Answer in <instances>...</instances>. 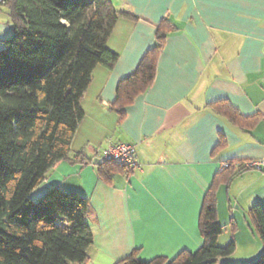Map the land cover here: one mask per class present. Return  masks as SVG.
Segmentation results:
<instances>
[{"label": "crops", "instance_id": "1", "mask_svg": "<svg viewBox=\"0 0 264 264\" xmlns=\"http://www.w3.org/2000/svg\"><path fill=\"white\" fill-rule=\"evenodd\" d=\"M111 1L125 11L107 41L118 60L94 68L69 157L56 161L32 190L41 188V195L59 186L89 198L94 240L88 259L73 264H115L134 249L144 260L197 250L203 244L199 214L213 176L229 161L264 156V0ZM162 22L167 37L154 82L120 119L111 107L118 83L136 70ZM224 98L258 118L245 127L232 123L209 105ZM221 136L225 145L214 151ZM120 141L135 144L140 166L127 171L106 163L101 175L102 150ZM216 193L225 225L218 243L233 239L234 254L249 251L237 261L254 260L263 242L248 209L264 204V171L245 170Z\"/></svg>", "mask_w": 264, "mask_h": 264}, {"label": "trees", "instance_id": "2", "mask_svg": "<svg viewBox=\"0 0 264 264\" xmlns=\"http://www.w3.org/2000/svg\"><path fill=\"white\" fill-rule=\"evenodd\" d=\"M4 6L12 35L3 39L5 46L0 48V264L83 263L94 240L89 198L59 186L49 187L38 199L31 192L56 161L69 157L94 68L112 67L118 60L107 41L125 11L116 9L111 0H8ZM164 23L136 70L118 83L111 107L120 119L124 107L154 82L167 37ZM209 105L242 127L259 116L243 115L227 98ZM224 145L221 136L214 151ZM244 161H229L213 176L199 214L203 244L197 250L144 260L134 249L115 264H217L233 254V239L218 243L225 225L218 218L216 192L219 184H229L250 169ZM106 163L131 171L113 160H102L101 175ZM248 214L263 242L262 253L249 262L220 264H264V204H252Z\"/></svg>", "mask_w": 264, "mask_h": 264}, {"label": "built area", "instance_id": "3", "mask_svg": "<svg viewBox=\"0 0 264 264\" xmlns=\"http://www.w3.org/2000/svg\"><path fill=\"white\" fill-rule=\"evenodd\" d=\"M7 1L8 0H0V5H5ZM100 157L102 160H113L131 170L140 166L137 159L136 146L130 142L120 141L109 144L102 150ZM225 165H227V163ZM243 165L250 169L264 171V156L246 159Z\"/></svg>", "mask_w": 264, "mask_h": 264}, {"label": "rangeland", "instance_id": "4", "mask_svg": "<svg viewBox=\"0 0 264 264\" xmlns=\"http://www.w3.org/2000/svg\"><path fill=\"white\" fill-rule=\"evenodd\" d=\"M2 9V10H1ZM6 18H7V14H5V8L0 5V48H3L5 46L4 42H3V39H5L6 37H9L12 35V28H8L7 25V21H6ZM41 188H39L38 191L36 192H32V195L31 197L32 198H39L40 195H38V192L40 191ZM220 244V243H219ZM235 252V251H234ZM248 254L249 251L247 250H238L235 254H231V255H228V256H225V257H221V258H230L229 260H234V261H230V262H240V261H237L239 260L240 258H244L243 254ZM246 257H249V256H246ZM232 258V259H231ZM221 261V260H220ZM246 262H249V261H246ZM217 264H220V262L218 261Z\"/></svg>", "mask_w": 264, "mask_h": 264}]
</instances>
